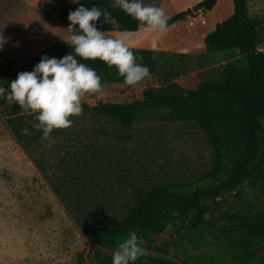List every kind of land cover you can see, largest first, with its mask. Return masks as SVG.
<instances>
[{
    "label": "trees",
    "instance_id": "trees-1",
    "mask_svg": "<svg viewBox=\"0 0 264 264\" xmlns=\"http://www.w3.org/2000/svg\"><path fill=\"white\" fill-rule=\"evenodd\" d=\"M218 1L200 0L192 10L202 8L210 12ZM231 2L232 14L218 22L214 30L204 38L205 50L206 54L236 50L247 60L245 69H240L234 62H227L222 68L221 79L203 80L192 89L171 82L159 87H146L142 90V98L131 102L84 105L85 112L94 118L103 117L118 124L119 129L115 132L117 139H127V131L135 122L149 115H164L171 121L197 123L218 151L217 180L204 187L169 191L154 187L145 193L134 192L132 200L121 206V214H116L112 211L113 208L118 211L114 203H105L98 198L105 191L98 183V174L102 173L99 160L91 158L88 163L85 158V151L90 152V146L82 144L80 149L73 150L71 154V161L80 167L76 170L82 173L76 172L74 168L67 173L68 169H64L57 183H54L50 178L46 157L37 159L28 148L43 139L41 130L27 121V118L35 117V114L26 113L18 104H10L0 98V115L5 118V126L38 173L48 182L55 197L71 214L75 226L96 246L93 252L96 264H112L114 248L129 232L134 231L143 237V246L148 251L153 235L162 233L168 227L185 224L195 227L207 222L205 215L217 206L218 199L247 181L256 183L264 193V53L256 51L260 41L258 30L262 22L249 15L247 0ZM111 3L112 0H77L59 9L57 15L67 28L70 23L67 19L69 10H75L80 4L88 8L96 5L102 11L108 10L119 25L116 28L101 24V17L96 22L98 28L106 32L137 31L138 21L119 7L112 8ZM182 18L183 14L178 13L169 18L167 24ZM67 30L71 33L70 29ZM131 49L142 57V61L138 62L148 66L149 76L154 74V53L147 49ZM70 51L71 45L66 42H55L12 71L5 68V63L0 60V84L7 88L8 82L15 79L18 72L31 71L42 55L60 58ZM76 59L94 68L101 76L102 85L125 83L123 77L117 74L115 66L109 67L98 58L93 60L76 56ZM23 129H28V132H23ZM97 131L104 133L102 128ZM74 137L80 140L77 135ZM104 173L109 174V171ZM64 185L67 189L62 193L60 187ZM190 213L193 214L190 216ZM221 218L234 223L230 227L220 228L221 236L232 250V261L246 264L256 259L255 251L264 241V205L252 210L245 208L244 214L226 212ZM148 262L149 257L144 255L138 257L134 264ZM154 264L177 263L156 258Z\"/></svg>",
    "mask_w": 264,
    "mask_h": 264
},
{
    "label": "rangeland",
    "instance_id": "rangeland-1",
    "mask_svg": "<svg viewBox=\"0 0 264 264\" xmlns=\"http://www.w3.org/2000/svg\"><path fill=\"white\" fill-rule=\"evenodd\" d=\"M23 2L0 0V14L3 11L9 16L1 19L3 29L10 26L9 18L15 20L26 12ZM247 7L249 15L262 22L256 47L261 44L264 50V0H247ZM26 27L20 25L19 29L22 31ZM220 53L222 56L216 59L218 63L234 62L240 69L246 68L247 60L238 51ZM222 68L208 77L221 79ZM168 75L161 73L160 77L132 86L125 83H117V88L110 87L114 86L111 84L102 85V94L85 93L81 98L82 112L70 116L72 125L53 129L54 143L41 139L39 144L28 146L32 156L46 157L50 178L57 183L64 169H68L67 173L73 168L82 173L76 170L80 167L71 161V154L82 144H88L90 152L85 151V158L88 163L91 158L99 160L102 172L98 174V183L105 193L98 198L114 203L118 211L114 208L112 211L116 214H121V206L132 200L134 192L145 193L154 187L168 191L195 190L215 182L216 169L219 170L218 151L197 123L171 121L164 115L154 114L138 119L127 131V139H117L118 124L103 117L94 118L84 110V105L93 106L98 102L126 103L141 99L144 88L171 83V78H165ZM196 81L182 85L192 89ZM4 120L0 115V264H96L93 256L96 246L75 226L71 214L13 139ZM27 121L33 125L38 123L35 117ZM99 128L104 129V133H99ZM75 135L80 140H75ZM108 171L109 174L104 173ZM65 189L66 185L60 187L62 193ZM218 200L217 206L205 215L207 222L195 227L188 224L168 227L153 235L146 254L148 264H154L156 258L177 264H236L231 259V248L220 233V228L234 223L221 216L226 212L244 214L245 208H261L264 193L256 183L247 181ZM137 237L145 243L143 237ZM255 258L246 264H262L264 241L256 249Z\"/></svg>",
    "mask_w": 264,
    "mask_h": 264
},
{
    "label": "clouds",
    "instance_id": "clouds-1",
    "mask_svg": "<svg viewBox=\"0 0 264 264\" xmlns=\"http://www.w3.org/2000/svg\"><path fill=\"white\" fill-rule=\"evenodd\" d=\"M75 2V0H73ZM112 8L119 7L138 21L139 27L167 31L168 17L164 10L143 0H112ZM101 24L118 28V22L108 10L96 5L88 8L80 4L69 10L67 28L71 30V51L60 58L42 55L31 71H20L6 88L0 84V98L10 104H18L29 114H35L38 121L33 127L41 130V136L49 144L55 142L51 135L53 129L70 127L69 118L82 112L81 98L85 93L102 94L101 76L94 68L78 62L76 56L84 59H99L109 67L115 66L117 74L128 85H134L150 75L149 68L143 64L142 57L135 54L123 37H114L106 30L97 27ZM8 37L0 33V49ZM27 133L28 129H23ZM147 254L140 238L134 231L119 242L113 250L112 264H134L138 257Z\"/></svg>",
    "mask_w": 264,
    "mask_h": 264
},
{
    "label": "crops",
    "instance_id": "crops-1",
    "mask_svg": "<svg viewBox=\"0 0 264 264\" xmlns=\"http://www.w3.org/2000/svg\"><path fill=\"white\" fill-rule=\"evenodd\" d=\"M20 1L26 3L23 2L26 12L15 20L9 18L7 23L10 26L7 29H3L1 19L8 18V13L4 14L2 11L0 14V33L8 37L7 43L0 49V60L5 63V68L9 71L16 69L55 42H68L71 36L57 12L61 8L72 5L73 0ZM199 1L143 0L144 3L161 7L168 19L178 13L183 14L186 8L192 9ZM231 14V0H219L210 12L204 10V24H199L196 14L193 18L183 14L184 18L168 25L165 32L142 28L138 25V30L135 32L108 31L107 34L118 38L123 37L130 48L147 49L154 53L155 73L134 85L155 76L160 77L161 73L167 72L169 75L165 78H171L172 82L184 86L183 83L192 84L193 80L197 79L195 83L197 86L201 81L210 79L208 77L210 74L218 73L221 66L225 64L224 61L223 63L216 61L222 56L220 52L206 54L204 38L214 30L218 22L225 20ZM20 25L27 27L20 31ZM111 85H114L110 86L113 88L119 87L117 83H111Z\"/></svg>",
    "mask_w": 264,
    "mask_h": 264
},
{
    "label": "built area",
    "instance_id": "built-area-1",
    "mask_svg": "<svg viewBox=\"0 0 264 264\" xmlns=\"http://www.w3.org/2000/svg\"><path fill=\"white\" fill-rule=\"evenodd\" d=\"M196 14V18H198V21H200L199 23H205V17H204V9L202 8H198L195 11ZM256 51L259 53H264V50L262 48V45L260 44V46L256 47Z\"/></svg>",
    "mask_w": 264,
    "mask_h": 264
},
{
    "label": "water",
    "instance_id": "water-1",
    "mask_svg": "<svg viewBox=\"0 0 264 264\" xmlns=\"http://www.w3.org/2000/svg\"><path fill=\"white\" fill-rule=\"evenodd\" d=\"M185 16H189L191 18L195 17V14L191 8H186L183 12Z\"/></svg>",
    "mask_w": 264,
    "mask_h": 264
}]
</instances>
